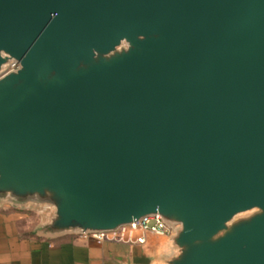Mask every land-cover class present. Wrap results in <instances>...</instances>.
I'll use <instances>...</instances> for the list:
<instances>
[{
  "label": "water",
  "instance_id": "obj_1",
  "mask_svg": "<svg viewBox=\"0 0 264 264\" xmlns=\"http://www.w3.org/2000/svg\"><path fill=\"white\" fill-rule=\"evenodd\" d=\"M0 198L264 264V0H0Z\"/></svg>",
  "mask_w": 264,
  "mask_h": 264
},
{
  "label": "crops",
  "instance_id": "obj_2",
  "mask_svg": "<svg viewBox=\"0 0 264 264\" xmlns=\"http://www.w3.org/2000/svg\"><path fill=\"white\" fill-rule=\"evenodd\" d=\"M51 215L50 206L0 198V264H163L175 251L172 235L149 233L137 245L52 233Z\"/></svg>",
  "mask_w": 264,
  "mask_h": 264
},
{
  "label": "built area",
  "instance_id": "obj_3",
  "mask_svg": "<svg viewBox=\"0 0 264 264\" xmlns=\"http://www.w3.org/2000/svg\"><path fill=\"white\" fill-rule=\"evenodd\" d=\"M17 68V64L10 61L4 72H9ZM168 237L172 235V227L167 225L159 215L145 216L138 222L120 226L108 232H87L80 233L86 240H93L96 243L103 241H115L124 244L143 245L147 234Z\"/></svg>",
  "mask_w": 264,
  "mask_h": 264
},
{
  "label": "rangeland",
  "instance_id": "obj_4",
  "mask_svg": "<svg viewBox=\"0 0 264 264\" xmlns=\"http://www.w3.org/2000/svg\"><path fill=\"white\" fill-rule=\"evenodd\" d=\"M246 215L247 214H242V215L238 216V218L245 217ZM171 227H172V230H173V233H172V235H173V234H175L176 229L178 228V225H171Z\"/></svg>",
  "mask_w": 264,
  "mask_h": 264
}]
</instances>
